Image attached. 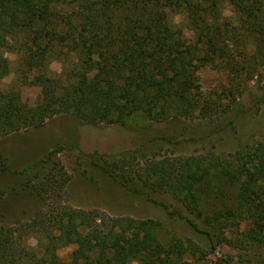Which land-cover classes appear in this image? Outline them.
<instances>
[{
	"label": "trees",
	"instance_id": "trees-1",
	"mask_svg": "<svg viewBox=\"0 0 264 264\" xmlns=\"http://www.w3.org/2000/svg\"><path fill=\"white\" fill-rule=\"evenodd\" d=\"M223 2L235 8L250 35L264 33V0H0V80L9 72L7 52H16L27 70L43 66L57 48L104 54L93 83L60 91L46 80V104L39 108L0 92V137L62 113L96 126L122 124L136 113L161 122L224 112L221 94L203 96L197 78L205 67L229 63L226 24L218 20ZM173 10L200 33V46L186 43L171 27L167 17ZM59 152L49 150L21 171L32 173L31 189L47 202V210L22 223L35 238L33 247L0 225V264H197L205 256L204 246L188 239L162 245L152 221L65 206L61 198L69 176ZM102 170L117 179L111 164ZM211 171L235 189V199L205 214L195 190ZM133 177L142 181L146 195L168 194L201 219L206 229L178 215L204 236L206 250L227 239L228 227L241 224L240 246H264V143L223 159L204 154L152 159ZM68 246L74 247L69 260H60L56 251Z\"/></svg>",
	"mask_w": 264,
	"mask_h": 264
},
{
	"label": "rangeland",
	"instance_id": "rangeland-1",
	"mask_svg": "<svg viewBox=\"0 0 264 264\" xmlns=\"http://www.w3.org/2000/svg\"><path fill=\"white\" fill-rule=\"evenodd\" d=\"M218 10L219 24H226L229 63L225 67H205L197 72V78L203 96L221 94L226 105L224 112L209 119L171 117L161 122L136 113L126 117L122 124L96 126L62 113L40 125L1 136L0 225L13 236L19 234L23 245H35V238L24 231L22 223L46 211L47 202L32 191V173L21 171L44 159L49 150L59 149L58 160L69 176L61 198L65 206L152 221L154 235L164 246L186 239L204 246L205 256L197 264H264V246L239 245L244 225L228 227L227 239L219 240L214 250H206L208 242L204 236L178 215L206 229L201 219L189 214L168 194L146 195L142 181L133 177L152 159L202 154L223 159L264 143V33L250 35L248 25L229 4L221 3ZM167 20L186 43L200 46V33L192 29L182 13L170 11ZM4 56L9 72L0 80V92L11 93L26 106L38 108L46 104V80H52L51 84L60 91L79 83H93L104 59V54L92 48L80 52L57 48L43 66L27 70L16 52ZM223 92L230 94L224 97ZM110 164L118 175L115 180L102 170ZM2 166L8 170L2 171ZM195 192L205 214L228 206L235 199V189L214 171L197 185ZM172 211L176 214L170 215ZM73 249L60 248L56 255L67 261Z\"/></svg>",
	"mask_w": 264,
	"mask_h": 264
}]
</instances>
